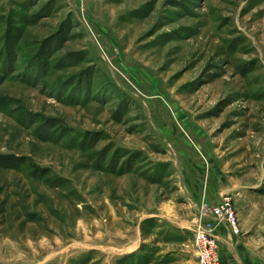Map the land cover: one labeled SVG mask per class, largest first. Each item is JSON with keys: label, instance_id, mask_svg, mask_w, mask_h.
<instances>
[{"label": "rangeland", "instance_id": "rangeland-1", "mask_svg": "<svg viewBox=\"0 0 264 264\" xmlns=\"http://www.w3.org/2000/svg\"><path fill=\"white\" fill-rule=\"evenodd\" d=\"M224 196L264 264V0H0V264H199Z\"/></svg>", "mask_w": 264, "mask_h": 264}, {"label": "built area", "instance_id": "built-area-1", "mask_svg": "<svg viewBox=\"0 0 264 264\" xmlns=\"http://www.w3.org/2000/svg\"><path fill=\"white\" fill-rule=\"evenodd\" d=\"M203 207V206H202ZM197 208L199 219L206 220L205 226L200 225L196 233L199 264H218L219 256L216 247V236L212 232L214 226L225 225L231 234L240 232L237 214L229 196H224L220 203L211 208L210 212ZM214 223V226L212 225Z\"/></svg>", "mask_w": 264, "mask_h": 264}, {"label": "crops", "instance_id": "crops-1", "mask_svg": "<svg viewBox=\"0 0 264 264\" xmlns=\"http://www.w3.org/2000/svg\"><path fill=\"white\" fill-rule=\"evenodd\" d=\"M186 193H185V199L190 198L189 202H199V197L197 198L198 194H196L195 190L193 192V190L189 189V194L188 191L185 189ZM190 195V197H189ZM206 195V194H204ZM189 200V199H188ZM208 200V199H206ZM210 200V199H209ZM212 201V200H210ZM196 203H193L191 205L192 209L196 212ZM190 215L193 216L192 213H190ZM194 223L193 219L190 216H184L183 218L178 219V225L182 226V227H190L192 226ZM219 231L216 233V238L220 241H226V244L228 245V247L230 248L231 251H233L235 258H237L236 263L237 264H242V262L240 261L238 252H237V248H236V244H235V237L233 235H231L229 229L225 226V225H219ZM221 264H229V254L227 252V247L222 243V252H221Z\"/></svg>", "mask_w": 264, "mask_h": 264}]
</instances>
